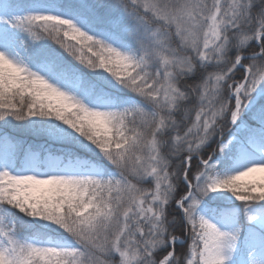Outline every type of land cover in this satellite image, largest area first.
Listing matches in <instances>:
<instances>
[{
	"label": "snow or ice",
	"instance_id": "1",
	"mask_svg": "<svg viewBox=\"0 0 264 264\" xmlns=\"http://www.w3.org/2000/svg\"><path fill=\"white\" fill-rule=\"evenodd\" d=\"M0 264H264V0H0Z\"/></svg>",
	"mask_w": 264,
	"mask_h": 264
}]
</instances>
